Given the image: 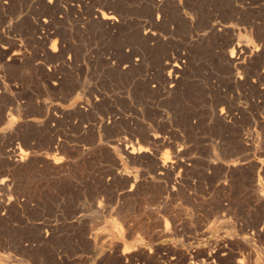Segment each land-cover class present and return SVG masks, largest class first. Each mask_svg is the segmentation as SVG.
Returning <instances> with one entry per match:
<instances>
[{
  "label": "bare ground",
  "instance_id": "6f19581e",
  "mask_svg": "<svg viewBox=\"0 0 264 264\" xmlns=\"http://www.w3.org/2000/svg\"><path fill=\"white\" fill-rule=\"evenodd\" d=\"M62 1L63 0H44L43 5L45 3L46 8L52 11L56 10L57 8L59 10V5H61L60 3ZM74 1L75 2L72 4L68 3L67 7H69L72 12L76 13L77 15L80 14L85 25L100 32H107L106 35L114 33L116 35L117 32L123 29L126 23L124 17L122 16V12H124L122 11V4H124L125 1L129 2L131 0ZM259 1L260 8L254 11V13H251L249 19L246 20L248 21V24L247 28L244 30L245 38L240 39L241 34H235L233 30L226 25L210 24L209 28H207L209 29L207 32V35L209 37L206 38H208V40L212 43L211 45H213L210 52V61L214 66L213 68L216 69V71L213 72V74L210 76V80L208 82V110L204 119L205 121H202L200 115L198 116L199 112L197 115L195 112V115L193 114L184 117L183 119H179L178 124L176 123V126L180 128L181 134L171 127V123L166 121L167 118L165 120L162 119L164 117L162 116L160 122L152 118L150 120L151 124L149 126H146V128H142L143 126H140L141 128L133 129L134 127L129 126V130L131 128V130L134 131L130 130L131 134L127 135L128 138L127 136L126 138L125 136L123 138V130H125L126 127H124L125 129L122 127L119 119L120 117L115 114V112L113 111L114 108H111V100L107 99L108 88L105 86V84L103 85V81H100V79L97 80V85L94 87L91 86L92 83L90 84L89 82H87L84 88L85 96L79 98L80 102L72 106L71 110L73 112V115L79 117L83 123L80 129V133L84 135H90L92 139L95 140L92 145L83 149L77 148L76 146V148L72 150V153L74 155H66L68 154L67 152H65L67 148H65V146H67V144L64 143V146L60 139H51V144H48V150L46 151V149L44 148L45 152L38 151V147L36 148L34 146L28 145L26 144V142L22 143L21 145L14 144V142L12 141L9 142V140L17 137V133H19L21 128H24L23 126L26 125H29V127L33 129L34 133L36 132L42 135L41 132L43 131V129L45 130L44 125L48 122H41L37 119L16 121L10 117L5 121L6 123L1 124V122L0 141L4 142L5 139H9L7 140L9 143L5 141L8 145L4 144L2 146V149H0V219L5 220L9 213L12 211H16L20 205L17 195H14L13 193L15 190V184L17 180L16 178L19 177L17 176L19 173L27 171L28 169L30 171L31 167L33 166H41L46 171L50 172V174L57 175L64 172L67 173L71 169V167L77 164L85 163L96 156L104 154L108 156L110 160L109 162L107 161V163H109V166L107 167L108 171L106 170L107 172H105L107 173V178L102 173L104 178H106L102 181V185L104 187H107L112 183L114 184L115 181L119 180L124 183L122 185H128V188L123 186L120 189V192L118 193L120 199H131L138 195L139 191L143 187H149L155 182H163V194H166L173 200H176L179 196V193L180 195H182L180 191L183 189L185 183L189 182V178L192 177V175L198 177V175L201 173L203 178L202 180H205L206 182L202 183L201 178H195L198 180L197 192L194 198L192 196L193 200L190 204L192 211L191 215L194 221V229L198 233L197 238H194L197 247L195 246L196 250L191 255V257L195 258L196 260V258L198 259V257L200 256L201 259H203V262L200 259L199 260L203 264H264V0ZM148 2L151 7L152 14L155 17L152 18L150 25L142 29H138L136 32V36L145 53L151 54V57L141 55V53L133 54L132 52L130 53L129 51H125L123 52V54L120 53L122 57L118 55L119 58L114 59L111 58L112 55H109L111 59L100 58L98 59V61L99 64L101 63L107 67V69L109 70L108 74L113 76L114 79L115 77H119L122 79H129L132 82H136L137 85H140L141 90H144L147 96L152 98L161 97L163 99H167L169 103V101L171 102L173 100H176L189 89V78H191V58L189 57L188 52L184 49H180L177 53L174 51L173 53L176 54H173L171 56H169L166 51L165 53H167L168 57L165 58H153L154 53L164 45V39H166V37L162 39L159 34L158 28L165 25V22H162L165 21L164 19L166 18L165 16L166 14H168V11L171 10L175 5L178 8L175 9L179 10L178 16L182 28L191 29L193 26V17L197 13V10H193V8L195 7L193 5L192 8L191 0H148ZM11 3V0H0V15L10 9ZM146 8H148L147 5ZM8 11L9 13L11 12L10 10ZM46 22L42 21L41 23L43 24L41 26H38L35 23L37 25V29L39 27L44 29L43 27L47 26H44ZM161 23L164 25L162 26ZM143 25L144 23H142L141 26ZM195 25L197 26L198 24ZM3 28L5 30V27ZM201 28L203 29L204 27ZM2 30H0V59L3 60L4 67L9 69H18L26 68L25 66H29L31 67L35 75H38L40 78H42L47 83V85L51 86V88L58 87L62 85L65 80H69L73 76L75 77L76 72L74 70L76 69L75 67H77V61L74 55L66 54L67 57H64L65 55H62V52L58 53L62 49L57 52L58 47L56 49L53 44L51 48H46L47 51L44 58H36L35 56V58H32L30 56L28 57L26 56L27 54H22L20 52V49H18L19 44H17L15 39L12 38L13 33L12 37H10L5 34L7 33L6 31ZM45 30L48 29H44V31ZM39 31L40 30L38 29V32ZM192 31L194 30L192 29ZM37 34L38 35L35 37L37 38V40H40L39 42H42L41 40H45L44 42H47L48 40H51L55 37L54 33H49L47 31L45 33L39 32ZM188 34L190 41H193L191 32H189ZM22 36L24 37V35H21V37ZM133 50L135 51V49ZM88 55H90V53ZM80 69L82 68L80 67ZM79 72H81V70H79ZM105 72L108 71L106 70ZM97 75L98 74L96 73V76ZM99 77H102V74ZM104 86L107 89H105ZM240 92L248 96V102L250 106L249 112L242 109L239 105L240 101L237 97V94ZM3 94L4 93L0 91V98L1 96H3ZM3 97H5V95ZM5 98H7V96ZM72 112L69 111V113ZM60 114L62 116L63 113ZM49 117L50 119L48 120H50L51 122H56L58 120L57 116ZM131 119L130 122L132 121ZM121 120L124 119L122 118ZM137 123L139 124V122ZM5 124L6 126H3ZM205 124L211 132L212 143L210 145V149L207 150L208 154L203 155L204 153L201 152V148L199 146L200 143H196L194 136L199 132V130L201 131ZM53 129L54 128H52V130ZM199 134L201 135V133ZM48 136L49 135H47V137ZM191 141L193 142L192 144L190 143ZM34 145H36V143ZM161 151L163 152L164 156L159 157ZM119 156L125 157L132 164H136V167L138 165H145L146 167H149L150 175H152L153 178H141L143 174L141 175V177L137 174L135 176L127 174L125 171L120 169ZM93 164L94 163H92L91 165ZM132 164H129V166ZM88 165H90L89 162ZM103 176L100 177L103 178ZM238 181H241V183L244 182V185L247 183L246 185L248 187L246 200L243 204H239L240 200H238L237 203L236 200H234V194L232 195L233 187L236 182L238 183ZM19 196L21 197V195ZM23 202L25 203V201ZM183 202H186L185 199ZM33 204H35V202ZM171 205L169 207L167 206L164 211H162L163 209L160 210L162 211L161 213H164V215L170 218V220L168 218V221L171 222V228L163 227V229L158 233L156 232L157 235L153 237L154 241H160L163 238L169 239L172 235L182 233L187 227L185 221H183L182 219L183 210L181 206L179 205V207L175 209ZM100 211H102V209H100ZM153 211L158 212L157 210ZM125 216H127V214H125ZM127 218H129V216H127ZM7 219L10 220V218ZM176 222H179L180 224L176 225ZM95 223L92 224V229H94L93 226H96ZM98 223L100 224V222ZM98 223L96 224L98 225ZM70 225L76 226L77 224L73 223L72 221L70 222ZM100 227L97 228L100 229ZM114 229L116 232L114 231L115 233L113 234H100L98 236V239L102 243H105L103 244L104 246L107 244V242H109L110 244V249L105 248L107 249L105 257L107 259H111L114 264H147L145 263L146 253L143 252L144 249H141L140 246H136V248L127 250L128 248L126 243L128 241H134V245L136 242L138 244V241H140V238L134 232V230L136 229L135 226L133 224H124V232H121L116 228ZM102 230L100 232H102ZM1 232H3L4 235L5 231ZM146 232L148 231L146 230ZM192 233H194V231ZM138 234L140 235L139 232ZM142 234L143 233H141V235ZM146 235H148V233ZM15 237L16 238L14 239L13 243H10V241H8L9 243L4 242L5 244H0V251L2 252L4 258L7 260L10 258H14L13 256L19 255L20 253L23 254V252H36L40 254L39 257L48 259L50 263L54 264H60L64 260V256L59 252H50L47 249L49 243H51L52 241L56 242V239L59 237L52 228L47 229L44 232H42L41 230L37 232V235L35 237L36 240H34L35 243L34 241L28 242L26 240V237V239H23L24 237L21 238L20 236ZM73 238H75L78 241L76 242L79 243V246L76 249V251L78 252L85 251L93 253L94 250H98L96 246L97 243H95V239L97 237L94 238L91 232H86L85 229L77 232V234L74 235ZM143 238L144 237H142V240ZM149 238L150 237H148L147 239ZM151 241L153 242V240ZM195 241L193 243H195ZM121 246H124L123 249H121ZM147 252L149 254V251ZM180 257L182 258V264H185L187 256L182 254ZM174 259L177 260L176 258ZM188 259L190 258L188 257ZM139 261H143L144 263H138ZM110 263L111 262H109V264ZM167 264H174V262L170 261ZM191 264H195V262Z\"/></svg>",
  "mask_w": 264,
  "mask_h": 264
},
{
  "label": "rangeland",
  "instance_id": "374dc122",
  "mask_svg": "<svg viewBox=\"0 0 264 264\" xmlns=\"http://www.w3.org/2000/svg\"><path fill=\"white\" fill-rule=\"evenodd\" d=\"M132 1L133 0L129 2L125 1V3L122 4L123 5L122 11H124L122 12V16L124 17L125 22H126L123 29L121 30L122 32L119 31L116 33V35L115 33L106 35L107 32L106 33L104 31L100 32L95 29H91L89 26L85 25L83 23V19L80 16V14L77 15L76 13L72 12V10L69 7H67L68 3L72 4L75 2L74 0H70V1L63 0L60 3L61 5H59V10L57 8L56 10H53V11L46 8L45 3L43 5L44 0H11L12 2L11 6H10V9H8L11 12L9 13V11L7 10L3 12V14H1L3 16L0 15L1 17L0 30H2L3 27H5V30L3 28L2 31H6L7 33L5 34L10 37H12V33H13L12 38H14L17 44H19L18 49H20V52L25 55L27 54L26 56L28 57L30 56L33 58L35 56L36 58L38 57L44 58L46 56L47 49L51 48V46L54 44L56 49L58 47L57 52L60 49L63 50V51L60 50L58 53L62 52L61 54L62 55L64 54L65 55L64 57H67L66 54L74 55L77 61V67H75L76 69L74 70L76 72L75 77L73 76L71 79L65 80L63 82V84L65 83L64 85L62 84L58 87L51 88V86L47 85V83L42 78H40L38 75H35L31 67L25 66L27 69L26 68L9 69L3 66V60L0 59V70H1L0 71V85H1L0 91L4 93L3 96L5 95V97L7 96V98H9L7 99L3 96H1L0 98V123L1 122H2L1 124L6 123L5 121L8 120L9 117L13 118L16 121L37 119L38 121H41V122H45V123L48 122L47 123L48 126L47 124L44 125L45 130L43 129V131L41 132L42 135L36 132L34 133L33 129L29 127V125H26L27 128L26 126H23L24 128H21L19 133H17V137H15L12 140L7 139L9 140V142L12 141L14 142V144H20V145L26 142V144L28 145L34 146L36 148L38 147L37 148L38 151L45 152V149L46 151L48 150V144L49 143L51 144V139H56V140L60 139V141L63 144L64 143L67 144V146H65L64 144L65 148L66 147L68 148V149L66 148L65 150V152L68 153V154L65 153L66 155H69V154L74 155L72 153V150L76 148V146L77 148L83 149V148H86L92 145L95 140H93L90 135H84L80 133V129L83 123L79 117L73 115V112L71 109H72V106L80 102L79 98H82L85 96L84 88L87 82H89L90 84L92 83L93 85L91 84V86L94 87L97 85L96 83H97V80L99 79L100 81H103V85L105 84V86L108 88L107 89L104 86L105 89H107L108 91L107 99L111 100V104H110L111 108H114L113 111L118 117H120L119 119H120V123L122 124V127L123 128L126 127V129L124 128L125 130H123L124 131V134H122L123 138L124 136L126 138L127 135L131 134V131H134V130H131V128H130L131 130L130 131L129 126L134 127L133 129L141 128L140 126H143L142 128H146V126H149L151 124L150 120L152 118L160 122L162 116H164L165 118L163 117L162 119L165 120L167 118L166 121L170 122L171 127L177 132H179L180 134H181V130L180 128L176 126L178 124L179 119H183L184 117H187L189 115H193V114L195 115V112L197 115L199 112L198 116L200 115L202 121H205L204 119H205V116L208 110V104H209L208 103L209 96L207 94L208 82L210 80V76L213 74V72L216 71V69L213 68L214 66L212 62L210 61L211 59L210 52H211V48L213 45H211L212 44L211 41H209L208 38H206V37H209L207 35V32L209 29L207 28H209L210 24L226 25L230 27L235 34H241L240 39L245 38L244 30L247 28V24H248V21L246 20L249 19V16L251 13H254V11L260 8V1L259 0L257 1L256 0H194L192 1L191 0L192 8H193V5L195 7L193 8V10H197V13L193 17V26L191 29L182 28L181 23L179 21V16H178L179 10H176L178 9L177 6L174 5L173 6L174 10L172 7L171 9L172 11L171 10L168 11V14H166L165 16L166 18L164 19L165 21L162 22V23L165 22L164 23L165 25L161 23V25L162 26L164 25V26L163 27L160 26L158 28L159 34L162 37V39L166 37L167 40L164 39L165 40L164 45L159 50H157V52L154 53L153 58H165V57H168V55L169 56L173 55L174 51L177 53L180 49L186 50L189 54V57L191 58L190 59L191 78H189L190 80L189 89L187 92L185 91V93L182 94L179 98L171 102L169 101V103L167 99H163L161 97L152 98V97L147 96L144 90L143 89L141 90L140 85H137L136 82H132L129 79H122L119 77L118 78L115 77L114 79L113 76L108 74L109 70L107 69V67L101 63L99 64L98 59L110 58L111 55H112L111 58L116 59V58H119V56L122 57L121 54H123V52L125 51H129L130 53L132 52L133 54L141 53V55L151 57V54L145 53V51L143 50V47H141V44L137 40L136 32L138 29H142L150 25L152 18L155 16L152 14V10H151L148 0H134L133 2ZM146 5L148 8H146ZM175 11H177L178 13ZM3 17L4 18L6 17L5 18L6 20ZM2 20H3V23H2ZM42 21H45V22L47 21L44 26L47 25L48 28L47 26L43 28L48 29V30L44 31V29L39 27L38 28L40 30L39 32L45 33L47 31L49 33L55 34V37L51 40H48L47 42H44L45 40L44 41L41 40L42 42H39L40 40H37V38L35 37L38 35L37 33H39L37 29V25L41 26L43 24L41 23ZM48 21H49V24H48ZM142 23H144L143 26H141ZM195 24H198V25L196 26ZM201 27H204V28L202 29ZM41 29L44 32H42ZM192 29L194 31H192ZM189 32H191L192 34L193 41H190L189 39V34H188ZM21 35H24V37L22 36L23 37L22 38ZM34 37L36 38V40ZM58 42L61 44H59ZM133 49H135V51ZM158 51L159 52L161 51L160 52L161 54ZM166 51L168 55L167 53H165ZM89 53L90 55H88ZM158 55L161 57H159ZM92 57H94L95 59ZM90 63L91 64L93 63L92 66ZM80 67L82 69H80ZM79 70H81V72H79ZM106 70L108 72H105ZM6 71L9 73H7ZM96 73L98 74L97 76H96ZM105 73L106 75L107 74L108 75L106 76ZM101 74H102V77H99L101 76ZM237 97L240 101L239 105L241 106V108L249 112L250 106L248 102L249 101L248 96L240 92L237 94ZM69 111L72 113H69ZM60 113H63L62 116ZM49 116H57L58 123L57 121L51 122L50 120H48L50 119ZM122 118L124 120H121ZM130 119L133 122L132 121L130 122ZM137 122H139V124ZM3 126H6V124ZM52 128L54 129L52 130ZM199 133H201V135ZM47 135L49 136L47 137ZM194 137H195L196 143L197 144L200 143L199 146L201 148V152L204 153L203 155L208 154L207 150L210 149V145L212 143V135L209 129L207 128L206 124L201 129V131L199 130V132ZM7 140L5 139V141ZM28 140L29 142L30 141L31 142L29 143ZM5 141L4 142L0 141V149H2V146L4 144H7ZM35 143L36 145H34ZM190 143L192 144L193 142L191 141ZM162 156H164V154L161 151V154H159V157H162ZM109 160L110 158L104 154L100 156H96L90 161L85 162L86 164L85 163L77 164L71 167L72 170L70 169L67 173L64 172V173L57 174V175L50 174V172L46 171L41 166L40 167L33 166L31 167L30 171L28 169L27 171L19 173L17 175L19 177L16 178L17 179L16 184H15L16 191L14 190L13 193L14 195H17L20 205L17 208L18 211L17 210L14 212L12 211L13 213L10 212L9 213L10 216L8 215L5 218V220L0 219V226H1L0 227V244L3 245L5 243H9L8 241H10V243H13L14 239L16 238L15 236L17 237L20 236L21 238L24 237L23 239L27 238L26 240L28 242H33L34 240H36L35 237L37 235V232H39L40 230L44 232L45 230L52 228L55 231V233H57V235L59 236L58 237L59 239L58 238L56 239L57 244L56 242H53V241L49 243V245L47 246V249L50 252L52 251L59 252L61 255L64 256L65 261L63 260L64 262L62 261L63 263L61 262L60 264H109V262L114 264V262L111 259H107L105 257V254L107 253L106 252L107 249H110L109 242H107V244L104 246L103 244L105 243H102L98 239V236L100 234H105V235L113 234L116 232L114 228L120 230L121 232H124L125 231L124 224H133L135 228L137 229V230L135 229L134 232L140 238V241L137 240L139 242L138 244L135 241L136 242L135 245H134V241H128L129 243L128 242L126 243L127 248H128L127 250H131L133 248H136V246H140L141 249H144L143 252L146 253V254L144 253L146 255L145 263L147 264H153V263L154 264H162V263L167 264L170 261L171 262L173 261L174 264H182L181 262L182 258L180 256L183 254L187 256V260L185 264H189V263L191 264L194 262L195 264H203L200 262V260L203 262V259H201L200 256L198 257V259L196 258V260L195 258L191 257V255L196 250L195 239L197 238L198 233L194 229V223H193L194 221L191 215L192 211H191L190 204L192 203V200L197 192V183H198L197 179L201 178L202 183L206 182L205 180L204 181L202 180L203 178H202L201 173L198 175V177H195L192 175L193 179L192 177L189 178V182L185 183L183 189L180 191L182 195H180L179 193V196L177 197L176 200H173L166 194H163L162 192L163 182H158V183L155 182L149 187L146 186L148 189L146 187H143L139 191L138 195H136L135 197L131 199H123V198L120 199V197L118 196L120 189L123 186L128 188V185H122L124 183H122V181L120 180H119L120 182L115 181L114 184L112 183L107 187H104L102 185V181L107 178V173L105 172L108 171L107 167L109 166V163H107V161L109 162ZM88 162L90 165H88ZM92 163L94 164L91 165ZM119 163H120V169H122L123 171H125L127 174L131 176H135L137 174L138 176L141 177V175L143 174L141 178H144V177L153 178V176L150 175V171H149L150 168L146 167L145 165H142L143 167L141 165H138L136 167V164H132L123 156H119ZM129 164H132V165L129 166ZM102 173L104 174L106 178H104ZM100 176L101 177L103 176V178H101ZM116 182L119 184H117ZM91 183H94V184H91ZM236 183H235L236 186L234 185L233 187L232 195L234 194L233 197L235 196L234 200H236L237 203H238V200H240L239 204L240 203L243 204L246 200V194H247V189H248L246 185L247 183L245 182L246 183L245 185H244V182L241 183V181L240 182L238 181L237 184ZM238 188L239 189L241 188V189L239 190ZM19 195H21V197ZM183 198L185 199L187 203L183 202L184 201ZM33 200L35 204H33L34 203ZM23 201H25V203ZM170 205L173 206V208L175 209L178 208L179 205L181 206L183 210L182 219L183 221H185L187 225L186 229L188 230V232L185 229V231H183L180 234H175V235L170 236V238L172 237L171 239L163 238L160 241H154L153 237H155L157 233L163 229V227L171 228V222L168 221L169 217L164 215V213H161L162 211H164V209L167 206L169 207ZM100 209H102V211H100ZM129 210L130 211L132 210V211L130 212ZM149 210L151 211L157 210L158 212L156 211L151 212ZM123 213L127 214L129 218H127V216H125V214ZM119 214L121 215V217ZM7 218H10V220ZM166 218H167V221H166ZM163 220L166 222H164ZM72 221L73 223H76L77 225L76 226L70 225V222ZM93 222L94 223L100 222V224L98 223L97 225L95 223L96 226H93L95 230L92 229L91 227L92 224H94ZM179 224H180L179 222H176V225H179ZM97 227H100V229ZM101 228L102 229L104 228V229L102 230ZM84 229L86 232L87 231L91 232L94 238L97 237L95 239V243H97L96 246L98 250L97 251L94 250L93 253H89L85 251H80V252L76 251L77 247L79 246V243H77L78 241L73 237L74 235L77 234V232H80L81 230H84ZM101 230L103 233L100 232ZM146 230L148 232H146ZM1 231H5L4 235H3V232ZM140 231H143V232H140ZM193 231L194 233H192ZM138 232L140 233V235L141 233H143L141 235L142 237H144L143 240H142V237L138 234ZM147 233L148 235H146ZM148 237L150 238L147 239ZM151 240H153V242ZM194 241L195 243H193ZM192 243H193V246H192ZM148 246H152V247H148ZM123 247L124 246H121V249H123ZM154 247H155V250H154ZM147 251H149V254ZM20 254L15 255L13 256L14 258H10L7 260L4 258L2 252L0 251V264H36V263L37 264H54V263H50L48 259L39 257L40 254L36 252L34 253L33 252H29V253L23 252L22 255ZM188 257L190 259H188ZM174 258H176L177 260H175ZM138 263H144V262L139 261Z\"/></svg>",
  "mask_w": 264,
  "mask_h": 264
}]
</instances>
